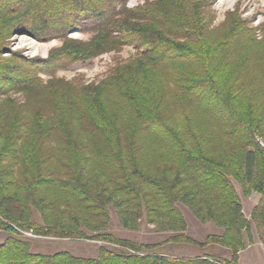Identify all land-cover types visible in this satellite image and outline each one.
Segmentation results:
<instances>
[{"label": "trees", "instance_id": "1", "mask_svg": "<svg viewBox=\"0 0 264 264\" xmlns=\"http://www.w3.org/2000/svg\"><path fill=\"white\" fill-rule=\"evenodd\" d=\"M212 1L0 0V264H240L253 223L264 245V23L231 12L213 26ZM18 33L64 44L26 58L8 47ZM126 46L137 56L100 81L56 76ZM236 184L260 195L250 218ZM179 204L221 231L192 238ZM113 210L124 228L170 235L118 237ZM18 229L106 245L45 254ZM176 243L230 258L158 251Z\"/></svg>", "mask_w": 264, "mask_h": 264}, {"label": "rangeland", "instance_id": "2", "mask_svg": "<svg viewBox=\"0 0 264 264\" xmlns=\"http://www.w3.org/2000/svg\"><path fill=\"white\" fill-rule=\"evenodd\" d=\"M145 1L146 0H127V6L134 8L144 4ZM211 12L214 15L213 26H218L223 23L229 13L237 12L242 19L249 22L251 27H256L264 23V0H213ZM257 32H259L257 35H259L258 37L260 38L263 35L262 30L259 29ZM91 36V33L83 32L80 29H75V31L68 34L70 39L80 40H88ZM63 44L64 39L61 37L38 39L27 33H18L9 39L8 47L10 51L21 52L26 58L38 59L47 58L52 49L61 47ZM137 54V50L133 46H126L120 51L104 53L86 61L76 62L68 68L58 69L56 76L65 80L82 83L100 81L105 78L118 63H125L136 57ZM40 75L45 79L49 77L44 73ZM20 98H22V96H20ZM236 185L241 196L244 213L250 218V212L256 203L257 194L252 193L251 196H246L241 186L239 184ZM179 206L187 220L188 228L186 233L192 238L202 241L208 233H219L221 231V229L216 227L212 222L202 223L199 221L186 206L182 204H179ZM35 217L39 218V214L35 213ZM152 227V225L142 224L139 230L124 228L118 215L113 210L111 214V223L107 230L118 237L135 240L140 243H158L165 240L166 237L170 235V232H155L152 230ZM22 235L33 238L34 249L45 254L70 251L76 256L95 258L98 255L100 246L106 245L103 242L89 239H62ZM252 235V246L239 257L240 264H264V247L262 244H257L260 238L254 223L252 224ZM8 236L9 233L0 228V243L4 242ZM158 251L189 258H195L204 254H215L224 258H230V253L227 250L214 245L200 248L196 245L176 243L159 248Z\"/></svg>", "mask_w": 264, "mask_h": 264}, {"label": "built area", "instance_id": "3", "mask_svg": "<svg viewBox=\"0 0 264 264\" xmlns=\"http://www.w3.org/2000/svg\"><path fill=\"white\" fill-rule=\"evenodd\" d=\"M258 141L260 142V144L262 146H264V139L263 138H258ZM22 234L24 235H28V236H36L34 235L31 231H24V230H21V229H18Z\"/></svg>", "mask_w": 264, "mask_h": 264}, {"label": "crops", "instance_id": "4", "mask_svg": "<svg viewBox=\"0 0 264 264\" xmlns=\"http://www.w3.org/2000/svg\"><path fill=\"white\" fill-rule=\"evenodd\" d=\"M256 198H257V199H256V203L254 204V206L257 204V202H258V200H259V198H260V195L257 194V197H256ZM254 206H253V208H254ZM253 208H252V210H253ZM252 210H251V212H252ZM251 212H250V215H251ZM257 244H262V246L264 247L263 243H262L260 240H259V243H257ZM251 246H252V244L248 245L246 249L242 250V251L240 252V257H241V255H243V253H244L246 250H248Z\"/></svg>", "mask_w": 264, "mask_h": 264}]
</instances>
